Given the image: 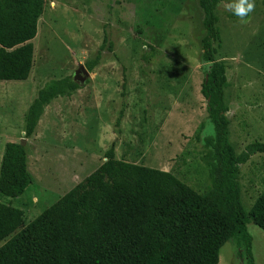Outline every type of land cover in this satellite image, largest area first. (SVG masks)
Segmentation results:
<instances>
[{
    "label": "rangeland",
    "instance_id": "rangeland-1",
    "mask_svg": "<svg viewBox=\"0 0 264 264\" xmlns=\"http://www.w3.org/2000/svg\"><path fill=\"white\" fill-rule=\"evenodd\" d=\"M262 2L255 0L247 23L222 1L214 10L218 40L212 47L224 69L228 142L235 154L264 142ZM201 22L197 0H43L27 79L0 81V159L6 143L24 140L31 179L20 196L0 195V202L21 210L26 225L94 171L110 145L115 159L168 172L203 194V139L213 130L200 94L210 66L200 59ZM97 53L87 83L46 106L24 138L25 111L37 90L72 77ZM236 180L247 213L264 189V153L239 165ZM246 231L253 264H264V233L252 222ZM240 253L227 241L217 264H244Z\"/></svg>",
    "mask_w": 264,
    "mask_h": 264
},
{
    "label": "trees",
    "instance_id": "trees-1",
    "mask_svg": "<svg viewBox=\"0 0 264 264\" xmlns=\"http://www.w3.org/2000/svg\"><path fill=\"white\" fill-rule=\"evenodd\" d=\"M221 1L197 0L204 31L200 59L210 64L200 85L213 130L203 139L201 155L207 190L198 194L168 172L115 159L110 145L94 171L26 225L21 210L0 202V264H217L227 241L241 250L244 264H253L246 224L264 233V189L245 213L236 176L251 155L264 153V142L250 143L239 154L228 142L225 74L212 47L218 40L214 10ZM42 7L43 0H0V81L27 79ZM99 59L97 53L84 63L87 72ZM80 87L63 77L38 89L25 111L23 137L33 134L46 106ZM122 116L121 107L115 127ZM30 179L25 147L6 143L0 195L20 196Z\"/></svg>",
    "mask_w": 264,
    "mask_h": 264
},
{
    "label": "clouds",
    "instance_id": "clouds-1",
    "mask_svg": "<svg viewBox=\"0 0 264 264\" xmlns=\"http://www.w3.org/2000/svg\"><path fill=\"white\" fill-rule=\"evenodd\" d=\"M224 8L247 23L246 17L255 10V0H222Z\"/></svg>",
    "mask_w": 264,
    "mask_h": 264
},
{
    "label": "water",
    "instance_id": "water-1",
    "mask_svg": "<svg viewBox=\"0 0 264 264\" xmlns=\"http://www.w3.org/2000/svg\"><path fill=\"white\" fill-rule=\"evenodd\" d=\"M88 76H89V72H87L84 66L78 65V67L74 70L71 79L73 82L82 85L88 79ZM23 143L24 140H20L19 144L23 145Z\"/></svg>",
    "mask_w": 264,
    "mask_h": 264
}]
</instances>
